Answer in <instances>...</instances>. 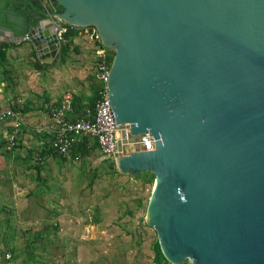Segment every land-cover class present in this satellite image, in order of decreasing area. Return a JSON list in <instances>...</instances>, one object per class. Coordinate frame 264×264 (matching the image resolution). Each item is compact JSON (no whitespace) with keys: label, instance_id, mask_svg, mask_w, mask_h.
I'll return each mask as SVG.
<instances>
[{"label":"water","instance_id":"95a60500","mask_svg":"<svg viewBox=\"0 0 264 264\" xmlns=\"http://www.w3.org/2000/svg\"><path fill=\"white\" fill-rule=\"evenodd\" d=\"M54 12L0 42L52 61L58 22L113 50V123L153 150L115 159L150 172L144 222L171 264H264V0H48Z\"/></svg>","mask_w":264,"mask_h":264},{"label":"rangeland","instance_id":"374dc122","mask_svg":"<svg viewBox=\"0 0 264 264\" xmlns=\"http://www.w3.org/2000/svg\"><path fill=\"white\" fill-rule=\"evenodd\" d=\"M38 1L54 12L48 0ZM9 44L0 47V99L25 125L19 145L8 148L0 140V262L171 264L159 251L155 230L144 222L154 187L150 172L121 173L93 143L76 160L45 149L51 134L44 126H53L43 117L45 107L58 105L64 95L76 107L94 98L100 47L95 29L76 28L72 36H61L52 61L38 59L26 41ZM15 58L20 61L13 66Z\"/></svg>","mask_w":264,"mask_h":264},{"label":"built area","instance_id":"2783aa9c","mask_svg":"<svg viewBox=\"0 0 264 264\" xmlns=\"http://www.w3.org/2000/svg\"><path fill=\"white\" fill-rule=\"evenodd\" d=\"M67 24L57 27L58 39L67 32ZM76 29L75 27L68 26ZM96 51L94 80L96 82L95 99L92 108H85L84 113L76 115L74 102L70 95H64L55 106L45 107L43 113L53 125V136L47 145V151L57 157H69L71 149L82 141H92L103 158L115 159L137 151L153 150L154 141L149 134L132 136L128 127L113 123L107 92V74L112 53L99 42ZM24 123L18 111L0 107V134L8 148L17 144V139ZM73 159H78L74 156ZM0 264H3L0 262Z\"/></svg>","mask_w":264,"mask_h":264},{"label":"crops","instance_id":"0c3cea01","mask_svg":"<svg viewBox=\"0 0 264 264\" xmlns=\"http://www.w3.org/2000/svg\"><path fill=\"white\" fill-rule=\"evenodd\" d=\"M28 3H32V2H38V0H0V21L4 24H7L9 26V29H8V32H11L13 35L15 36H18V35H21L25 30H27L28 26H33V24L35 23V21H37L39 18H40V15L38 13H36L34 10H29V11H24L23 13L21 12L22 9H24L25 5ZM7 5V6H6ZM40 8H41V11L43 12H46L44 10V6L42 7V4L39 5ZM18 8V13H15L14 10ZM2 27V26H1ZM11 45V44H9ZM28 46V44H25V46ZM31 47V46H30ZM18 50V49H16ZM20 51V49L18 50ZM9 55H11V50L8 48V49H5V59H10L9 58ZM12 59V58H11ZM20 61V59H13L11 63L13 66L15 65H18V62ZM10 66V65H8ZM12 75V74H11ZM23 76V75H22ZM31 77V76H30ZM66 78V74H63L61 75V79L63 78ZM23 79L25 80H29V76L28 74H24L23 76ZM95 82V80H94ZM96 83V82H95ZM96 86V84H95ZM4 101H2V99H0V107L1 108H8V107H5V106H2ZM86 102L85 101H81L80 102V105L83 106L85 105ZM75 105V104H74ZM44 111V110H43ZM45 118H47L46 116H43ZM42 121V120H41ZM44 121V120H43ZM45 122V121H44ZM47 122H50L49 119L47 118ZM51 123V122H50ZM25 125V124H24ZM23 125V127H24ZM22 127V128H23ZM49 127V126H48ZM46 126H44V131H47L48 133L51 134V137L50 139L47 141L46 143V151H47V145L49 143V141L51 140L53 134H52V130H53V126L48 128ZM22 128H21V132L19 134V137L17 139V145H19L18 141H20V139L23 140V135H22ZM31 131H33L34 129L33 128H30ZM37 132V130H34ZM42 131V130H41ZM22 136V137H21ZM0 140H2L3 142L4 139L2 138V135L0 134ZM85 142V141H83ZM82 142V143H83ZM89 143H93L92 141L88 140L86 141V145H85V148L87 149V145ZM5 144V143H4ZM81 144V142H80ZM95 145V144H94ZM96 146V145H95ZM18 147V146H17ZM48 152V151H47ZM49 153V152H48ZM50 154V153H49ZM70 158L73 159V157L69 156ZM78 158H81L79 156H77Z\"/></svg>","mask_w":264,"mask_h":264},{"label":"trees","instance_id":"16d2710c","mask_svg":"<svg viewBox=\"0 0 264 264\" xmlns=\"http://www.w3.org/2000/svg\"><path fill=\"white\" fill-rule=\"evenodd\" d=\"M7 6V5H6ZM29 10H38V11H41V8H40V6H39V3L38 2H32V3H28L27 2V4L25 5V7H24V9H22V13L24 12V11H29ZM14 12L15 13H18V8H16L15 10H14ZM1 17V16H0ZM0 26H2V27H4V28H6V29H9V26L7 25V24H4V23H2L1 21H0ZM73 32H74V29L73 28H70V27H68L67 26V32H66V34L64 35V36H72L73 35ZM8 44H6V43H3V44H0V47H4V46H7ZM96 92V91H95ZM94 99H95V94H94V98L90 101V102H88V103H86L85 105H83V106H73V110H74V113L76 114V115H81V114H83L84 113V109L85 108H92L93 107V102H94ZM83 142V141H82ZM81 142V144L79 143V144H76L72 149H71V151H70V156L71 157H74V156H79V157H83V156H85L86 155V148H85V145H86V141L85 142H83L82 143Z\"/></svg>","mask_w":264,"mask_h":264},{"label":"flooded vegetation","instance_id":"af4514ba","mask_svg":"<svg viewBox=\"0 0 264 264\" xmlns=\"http://www.w3.org/2000/svg\"><path fill=\"white\" fill-rule=\"evenodd\" d=\"M36 13H39L38 10H35Z\"/></svg>","mask_w":264,"mask_h":264},{"label":"bare ground","instance_id":"6f19581e","mask_svg":"<svg viewBox=\"0 0 264 264\" xmlns=\"http://www.w3.org/2000/svg\"><path fill=\"white\" fill-rule=\"evenodd\" d=\"M154 187H155V182H154ZM154 187H153V189H154Z\"/></svg>","mask_w":264,"mask_h":264}]
</instances>
